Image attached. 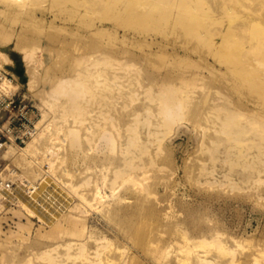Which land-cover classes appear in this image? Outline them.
I'll return each instance as SVG.
<instances>
[{
    "label": "rangeland",
    "instance_id": "1",
    "mask_svg": "<svg viewBox=\"0 0 264 264\" xmlns=\"http://www.w3.org/2000/svg\"><path fill=\"white\" fill-rule=\"evenodd\" d=\"M246 2L254 4L0 0V51L6 54L0 67L18 84L11 113L18 116L22 100L38 122V148L29 160L47 169L65 153L50 170L65 179V200L73 201L52 226L29 216L21 203L1 202L0 264H203L201 258L264 264V47L255 40L256 23L246 29L248 17H256ZM131 8L138 18L123 12ZM145 13L151 18L140 19ZM101 24L104 31L90 36V25ZM24 55L36 68L34 90L27 87ZM113 93L127 97L120 122L101 114ZM86 99L99 112L80 111ZM143 103L154 120L164 117V103L184 105L171 127L150 125L159 134L150 136L146 164L132 170L127 158L138 147L128 143L127 123L131 109ZM8 116L0 113L4 128ZM105 129L112 139L102 137ZM73 130L82 136L70 149ZM21 174L0 156L1 177L14 187L25 181ZM112 184H119L115 194ZM96 189L110 197L96 198Z\"/></svg>",
    "mask_w": 264,
    "mask_h": 264
},
{
    "label": "bare ground",
    "instance_id": "2",
    "mask_svg": "<svg viewBox=\"0 0 264 264\" xmlns=\"http://www.w3.org/2000/svg\"><path fill=\"white\" fill-rule=\"evenodd\" d=\"M33 1H36V0H33ZM184 3L185 2L182 1V5ZM249 3H250V1H249ZM249 3H247V7H251L253 12L256 13V17L254 19L253 18L250 19V17H248L249 22L245 23L246 29L249 28V25H251L252 22H255L256 23V25H255V27H256V29H255V35H256L255 40L259 43L260 46L264 47V0H254V4L252 6ZM127 9H129V8H127ZM135 10H136L135 8H131L130 10H127V11L123 10V12L131 13V16L133 15L135 18H138V17H136V16H138V14L134 13ZM135 14H136V16H135ZM139 18L140 19L141 18L149 19V18H151V15L145 13L144 16L140 15ZM77 27L80 30L81 29L83 30V27H81L79 25ZM90 27H92V28H91V31L89 32V34H90V36H94V37L101 34L104 31V29L106 28V26L104 24H101L98 27H95V26L93 27V25H90ZM80 30H78V31L80 32ZM73 34L79 36V34L77 33L76 30H74ZM5 56H6V54L4 52L0 51V57H5ZM89 59H90V56L87 55L84 57L83 60H89ZM23 60H24L25 66H26L25 70H26V75H27V87L29 90H34L35 86L37 84L36 68L33 66V61L30 57L24 55ZM13 88H16V89L12 90ZM1 89L4 92H6L7 94H12L18 90V84H14L13 81L5 79L1 84ZM126 98L127 97L124 95L113 93L110 97V100L107 102V104L103 108L101 114H103V115L115 114L119 118V119L116 118L115 121L120 122L121 119L118 116L119 113L121 112L119 109L121 107L120 102L122 100H125ZM135 98L138 99L140 97L136 96ZM172 98H174V97H172ZM178 98H180V97H178ZM85 103H87V104L81 106V108H80V111H82L83 113L84 112L85 113H91L95 110H97L99 112L100 107L93 106L92 103L88 99H86ZM172 105H174V107H172ZM183 105L184 104H180V103H178V104L177 103H173V104L164 103L160 107V113H164V117L163 118L161 117V118H158L155 120L150 119L147 116L148 114H151L154 112L149 111L147 109L148 106L144 107L145 106L144 103L138 105L137 107H133L131 109L130 119H129L127 124L130 125L129 131L130 130L133 131V134L129 137L128 143L130 144V147L131 146H134V147L137 146L138 149L136 151H134L133 149H131L129 151L130 156L127 158L129 169H132V170L133 169H139L143 165L146 164V161L143 159L142 155L146 151H148L147 143L150 141V136L151 135L153 136V134L156 135L158 133L159 128L157 130V127L163 126V128H165L164 125L167 124L166 126L168 127L169 126L168 124H171L168 122L171 121L173 123L174 115L177 116L178 113H180V108H182ZM159 106H160V104L158 105V107H156L154 109V110H156L155 111L156 113L159 111ZM194 109H195V105L192 106V110H194ZM140 114L143 116V118H138V115H140ZM195 114H196V111L195 110L192 111L191 117H194ZM228 116H229V114L226 117H228ZM178 117L181 119V116H178ZM140 121H142V122H140ZM36 123H38V122H35L34 130L31 132L28 139L25 140L24 146H20L18 144L12 143V144H6L3 148L0 149V156H2V157L5 156L6 158L13 161L16 165H18L23 170V174L19 175V178L25 179V181H23V183L18 182L13 187L9 181H6L4 179V177L0 176V206H3V205H1V202L4 203L5 206L16 205V203H21V206L26 209L29 216L36 217V219H38V221H40V223H44L46 226H52L59 220V218L61 216H63L65 214V212L67 210H69L70 207H72L71 205L73 204V201L70 198H69V200H68V198H67V200H65V179L59 174L57 176H55L54 173L52 172V169L50 170V167L54 168V165H55L54 161L56 158L59 159V162H62L63 160H65V156H63L65 153H63L61 156L55 155L53 161H51V160L49 161L47 169L44 168V166H42L43 164H41V161L37 160L36 158L33 157L30 160L28 158L30 155H33L34 153H36L37 148H38L37 144H36V142L38 140L37 139L38 137H36L38 134ZM142 123H143L142 126L137 127L138 124H142ZM150 125H155L157 127H156V129H152L153 127L150 128L151 127ZM6 127H7V125H6ZM169 127H171V125ZM87 130L89 131V127L84 128V134L83 135L89 136V134L87 133ZM140 132H142V135L140 134ZM128 133H130V132H128ZM165 134L164 135L162 134V136H166ZM69 136H70L69 137L70 138L69 139V148L70 149L77 148V146L80 145V140H81L82 134H80L77 130H73ZM102 137L105 138L106 140L107 139L110 140L113 138L111 136L109 129H105L103 131ZM116 137H118V135ZM157 138H155V139H157ZM161 138H164V137H159L158 139L161 141ZM29 140H31V141H29ZM160 141H158V142L160 143ZM89 149L90 148H88L87 150H89ZM49 150L55 151L54 147L49 148ZM87 150L84 151V154H86V155L89 154V152H87ZM124 152L126 153V151H124ZM240 152L241 153L239 155L242 156V158L246 161V159H247L246 157L248 155L247 148L243 147V150L240 149ZM129 154H126V155H129ZM236 156H237V154H236ZM122 162H124V159ZM37 168H38V170H37ZM10 171H11L10 172L11 174L15 173L14 169H10ZM114 173H116V176H119V174H122L123 171L115 170ZM130 174H131V172H130ZM134 176L135 175H133V177ZM134 178H137V177H134ZM134 178H133V181H134ZM128 179H130V177H128V176L124 177V180L128 181ZM127 181H126V183H127ZM134 183H137V181ZM69 185H70V183H69ZM118 186H119V184H114V185L112 184V187L110 185L113 194H115L117 192ZM75 188H77V187H75ZM140 188L142 189V186ZM143 189H142V191H143ZM144 191H145V189H144ZM146 191H147V189H146ZM95 195H96V198H98V199H103L104 197H107V196L110 197V195L102 193L99 189L95 190ZM144 197H146V196H144ZM144 197L142 196V194H139L136 196L137 199H140L142 201H145ZM85 200L90 205L94 204V203H89L90 200H87V199H85ZM118 200H120V198H118ZM142 201H140V202L137 201L139 204L138 209L143 208L144 202H142ZM83 202L84 201H82V203ZM163 216H164L163 219H166L169 215L167 214V212H164ZM166 221H168V220H166ZM101 243L104 244L106 242L102 241ZM106 245H107V243L104 246H106ZM103 247L100 246V248H103ZM201 262L203 264H208L210 262V260H208L207 258H201Z\"/></svg>",
    "mask_w": 264,
    "mask_h": 264
},
{
    "label": "built area",
    "instance_id": "3",
    "mask_svg": "<svg viewBox=\"0 0 264 264\" xmlns=\"http://www.w3.org/2000/svg\"><path fill=\"white\" fill-rule=\"evenodd\" d=\"M5 79L15 81L13 74L0 67V113L2 111L9 112L7 127L4 128L3 125H0V149L6 144H24L35 126V116L29 114L30 109L25 103H22V100L17 105L18 116L12 115L11 110L17 104V91L12 94L4 92L1 89V84Z\"/></svg>",
    "mask_w": 264,
    "mask_h": 264
}]
</instances>
